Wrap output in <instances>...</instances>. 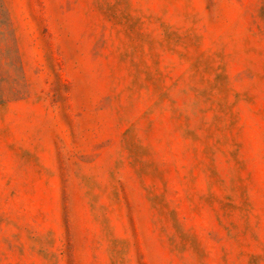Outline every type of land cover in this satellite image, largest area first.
<instances>
[{
	"label": "rangeland",
	"instance_id": "obj_1",
	"mask_svg": "<svg viewBox=\"0 0 264 264\" xmlns=\"http://www.w3.org/2000/svg\"><path fill=\"white\" fill-rule=\"evenodd\" d=\"M0 264H264V0H0Z\"/></svg>",
	"mask_w": 264,
	"mask_h": 264
}]
</instances>
